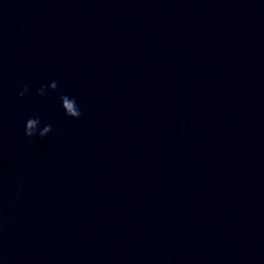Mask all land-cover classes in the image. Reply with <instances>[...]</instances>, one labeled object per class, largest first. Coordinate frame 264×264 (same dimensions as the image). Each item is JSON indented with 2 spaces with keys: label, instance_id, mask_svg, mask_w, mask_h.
Returning a JSON list of instances; mask_svg holds the SVG:
<instances>
[{
  "label": "water",
  "instance_id": "1",
  "mask_svg": "<svg viewBox=\"0 0 264 264\" xmlns=\"http://www.w3.org/2000/svg\"><path fill=\"white\" fill-rule=\"evenodd\" d=\"M0 264H264V0H0Z\"/></svg>",
  "mask_w": 264,
  "mask_h": 264
},
{
  "label": "clouds",
  "instance_id": "2",
  "mask_svg": "<svg viewBox=\"0 0 264 264\" xmlns=\"http://www.w3.org/2000/svg\"><path fill=\"white\" fill-rule=\"evenodd\" d=\"M53 80H56L53 78ZM46 89V82L42 83L41 86L37 89V91L41 94V95H46L47 91ZM29 90V85L27 83L24 84L23 88L20 90L19 95L20 96H24L25 92H27ZM62 93H60L61 95ZM83 114V108L80 107L79 110L74 114L75 118H79L81 117ZM33 115H28L24 118V124H23V131H24V135L32 138V139H36L38 137H42L40 135H38L36 133V131L34 130L33 126L35 124V119L33 118ZM66 116H69L71 114H67L65 113ZM45 131L47 132L48 129L46 128Z\"/></svg>",
  "mask_w": 264,
  "mask_h": 264
}]
</instances>
